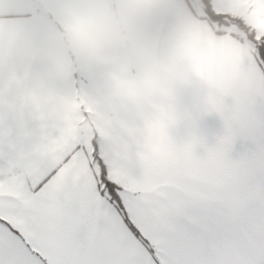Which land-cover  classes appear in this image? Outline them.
Here are the masks:
<instances>
[{
  "label": "snow or ice",
  "instance_id": "snow-or-ice-1",
  "mask_svg": "<svg viewBox=\"0 0 264 264\" xmlns=\"http://www.w3.org/2000/svg\"><path fill=\"white\" fill-rule=\"evenodd\" d=\"M205 11L247 34L239 79L139 131L98 92L78 112L99 130L0 137V264H264V0Z\"/></svg>",
  "mask_w": 264,
  "mask_h": 264
},
{
  "label": "crops",
  "instance_id": "crops-1",
  "mask_svg": "<svg viewBox=\"0 0 264 264\" xmlns=\"http://www.w3.org/2000/svg\"><path fill=\"white\" fill-rule=\"evenodd\" d=\"M189 0H0V137L26 145L41 125L91 133L79 103L142 130L188 97L239 79L251 46L217 34Z\"/></svg>",
  "mask_w": 264,
  "mask_h": 264
},
{
  "label": "rangeland",
  "instance_id": "rangeland-1",
  "mask_svg": "<svg viewBox=\"0 0 264 264\" xmlns=\"http://www.w3.org/2000/svg\"><path fill=\"white\" fill-rule=\"evenodd\" d=\"M189 1L192 3L194 8H196L195 10H197L200 14L205 16L204 7H203V3H202L201 0H189ZM215 10L216 11H221V12L222 11L232 12L233 11L231 5L217 7ZM233 14L235 15L236 13L233 12ZM223 30L228 31V32L229 31L236 32L237 34L242 36V38L245 40V44L247 43V45L252 47L251 42L248 40V36L246 35V33L243 32V31H240L237 26L235 27V25L232 24L231 27H224ZM82 121L84 122L85 128L88 127L89 130H90V128H92L93 122L95 123V127L96 126H101V124L99 122V119L95 115H89V117L87 119H84V117L82 116Z\"/></svg>",
  "mask_w": 264,
  "mask_h": 264
},
{
  "label": "trees",
  "instance_id": "trees-1",
  "mask_svg": "<svg viewBox=\"0 0 264 264\" xmlns=\"http://www.w3.org/2000/svg\"><path fill=\"white\" fill-rule=\"evenodd\" d=\"M202 1V3H203V7H204V11H205V0H201ZM204 18L211 24V26L214 28V30H215V32L217 33V34H225V33H229V34H231L232 36H234V37H236L238 40H240L241 42H244L245 43V40L242 38V36H240L239 34H237L236 32H232V31H225V30H223V28L224 27H231L232 26V24L233 25H235V27L237 26L238 27V29L240 30V31H243L237 24H234V23H231V22H229V23H227V24H222V23H216V22H213L210 18H209V16H208V14L206 13V11H205V16H204ZM243 32H245V31H243ZM247 35V34H246ZM249 40V39H248Z\"/></svg>",
  "mask_w": 264,
  "mask_h": 264
}]
</instances>
